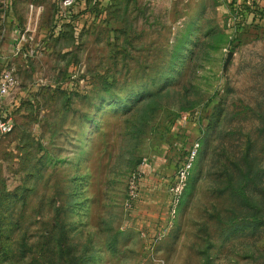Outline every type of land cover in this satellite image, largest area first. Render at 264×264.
<instances>
[{
  "label": "rangeland",
  "instance_id": "obj_1",
  "mask_svg": "<svg viewBox=\"0 0 264 264\" xmlns=\"http://www.w3.org/2000/svg\"><path fill=\"white\" fill-rule=\"evenodd\" d=\"M250 7L109 0L74 17L63 0H0V72L19 98L0 108L14 124L0 133V264H264V24Z\"/></svg>",
  "mask_w": 264,
  "mask_h": 264
},
{
  "label": "built area",
  "instance_id": "obj_2",
  "mask_svg": "<svg viewBox=\"0 0 264 264\" xmlns=\"http://www.w3.org/2000/svg\"><path fill=\"white\" fill-rule=\"evenodd\" d=\"M254 1L258 0H231L234 9H241L243 4L251 5ZM260 1V0H259ZM78 0H63V5L67 9H73ZM17 86V79L14 76L11 68H4L0 73V108L3 105L4 100L11 93L12 90ZM13 122L11 117L5 118L0 115V133L6 134L12 131ZM199 142L195 143L192 151H190L189 157L182 163L178 170L177 180L171 186L170 191L175 205L180 201L183 194L186 183L189 179L195 158L197 156Z\"/></svg>",
  "mask_w": 264,
  "mask_h": 264
},
{
  "label": "crops",
  "instance_id": "obj_3",
  "mask_svg": "<svg viewBox=\"0 0 264 264\" xmlns=\"http://www.w3.org/2000/svg\"><path fill=\"white\" fill-rule=\"evenodd\" d=\"M108 1L109 0H78L75 7H73V9L70 10V12L72 11L71 16L74 15V17H77L79 15L89 13L88 11L90 8H92V7L101 8L104 4H107ZM250 8H252V10L249 9L250 10L249 14H252L254 17L255 16L261 17V19L255 17V22L260 21L261 24H264V0L254 1L251 4ZM243 11H245V10H243ZM68 20H70V19H68ZM14 35H16L15 32H14ZM18 100H19V98H17V97L6 98L1 107H2V109L7 110V111L13 110L14 109V103H16V101H18Z\"/></svg>",
  "mask_w": 264,
  "mask_h": 264
}]
</instances>
